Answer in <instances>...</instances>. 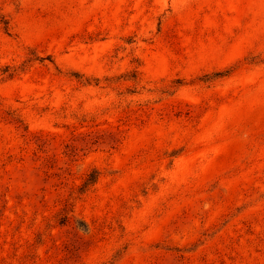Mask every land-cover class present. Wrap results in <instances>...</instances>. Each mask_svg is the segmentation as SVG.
Instances as JSON below:
<instances>
[{
  "label": "rangeland",
  "instance_id": "374dc122",
  "mask_svg": "<svg viewBox=\"0 0 264 264\" xmlns=\"http://www.w3.org/2000/svg\"><path fill=\"white\" fill-rule=\"evenodd\" d=\"M0 264H264V0H0Z\"/></svg>",
  "mask_w": 264,
  "mask_h": 264
}]
</instances>
